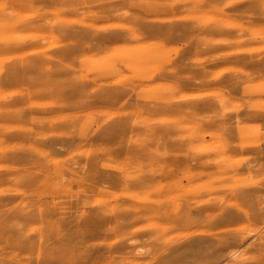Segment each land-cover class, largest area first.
<instances>
[{"label":"bare ground","instance_id":"6f19581e","mask_svg":"<svg viewBox=\"0 0 264 264\" xmlns=\"http://www.w3.org/2000/svg\"><path fill=\"white\" fill-rule=\"evenodd\" d=\"M229 1L0 0V264H264V0Z\"/></svg>","mask_w":264,"mask_h":264},{"label":"rangeland","instance_id":"374dc122","mask_svg":"<svg viewBox=\"0 0 264 264\" xmlns=\"http://www.w3.org/2000/svg\"><path fill=\"white\" fill-rule=\"evenodd\" d=\"M232 5L239 8H255L257 5V0H230L229 1ZM257 122H255V126L252 127V134L254 138H257L258 142L261 144L263 151L260 152L258 155H248L247 158L249 159L248 164L253 166L252 177L259 178V184L264 182V115H258ZM251 134H247V139H253V137L249 136ZM262 165V167H259ZM252 177L250 179H252ZM263 181V182H262ZM249 189H253L249 187ZM249 195H251L249 193ZM238 234L241 235V240L243 242L242 246L246 247L251 241L254 239L255 231L253 228H244Z\"/></svg>","mask_w":264,"mask_h":264}]
</instances>
